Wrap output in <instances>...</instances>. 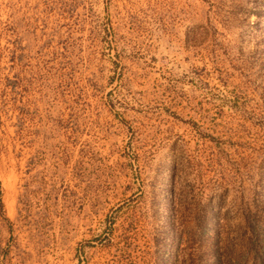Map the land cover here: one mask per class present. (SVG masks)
I'll list each match as a JSON object with an SVG mask.
<instances>
[{
	"label": "rangeland",
	"instance_id": "rangeland-1",
	"mask_svg": "<svg viewBox=\"0 0 264 264\" xmlns=\"http://www.w3.org/2000/svg\"><path fill=\"white\" fill-rule=\"evenodd\" d=\"M0 264H264V0H0Z\"/></svg>",
	"mask_w": 264,
	"mask_h": 264
}]
</instances>
